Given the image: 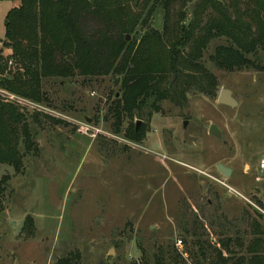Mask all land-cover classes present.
<instances>
[{
	"label": "rangeland",
	"instance_id": "1",
	"mask_svg": "<svg viewBox=\"0 0 264 264\" xmlns=\"http://www.w3.org/2000/svg\"><path fill=\"white\" fill-rule=\"evenodd\" d=\"M19 3L0 0V39L7 10ZM162 16L156 8L147 22L161 31ZM142 31L138 24L126 36ZM222 42L208 43L202 65L215 76L217 95L230 89L245 115L217 103V95L189 93L184 107L161 101V112L143 117L131 136L136 118H124L118 132L112 127L108 107L119 88L110 75L44 79L40 102L0 90L3 101L40 114L29 119L31 149L18 147L19 172L0 165V264H56L77 252L73 264H210L183 231L194 223L216 264L217 250L224 264H247L254 238V251L264 256V46L253 51L255 59L247 55L254 66L226 71L209 60ZM0 55L7 70L1 43ZM220 163L229 176L218 171Z\"/></svg>",
	"mask_w": 264,
	"mask_h": 264
},
{
	"label": "trees",
	"instance_id": "2",
	"mask_svg": "<svg viewBox=\"0 0 264 264\" xmlns=\"http://www.w3.org/2000/svg\"><path fill=\"white\" fill-rule=\"evenodd\" d=\"M189 2L20 0L5 16L0 43L12 66L6 70L0 63V90L40 102L45 100L44 79L110 75L119 88L108 107L116 132L124 118L149 120L152 112H161L163 100L184 107L189 93L214 99L219 85L202 65L204 49L211 40L224 38L209 56L216 68L233 71L254 66L253 51L264 46V0H196L186 13L182 7ZM156 8L163 10L161 31L147 22ZM138 24L144 31L136 38H126ZM249 53L254 59L247 57ZM38 116L0 97V165L19 172L22 155L18 147L23 144L25 151L31 149L29 119L37 121ZM130 133L137 136L139 130ZM32 149L37 151V147ZM5 181L0 179V198ZM200 226L194 223L183 231L192 237L202 262L216 264L202 247ZM256 241L247 249L251 253L247 264H264V256L254 251ZM78 256V252L68 253L56 264H73ZM217 257L220 264L227 263L218 250Z\"/></svg>",
	"mask_w": 264,
	"mask_h": 264
},
{
	"label": "water",
	"instance_id": "3",
	"mask_svg": "<svg viewBox=\"0 0 264 264\" xmlns=\"http://www.w3.org/2000/svg\"><path fill=\"white\" fill-rule=\"evenodd\" d=\"M195 1L196 0H190V2L186 5V8H185L186 12L189 11V8L191 7V5ZM126 38H128V37L126 36ZM216 101L218 103L226 105V106H228L230 108L236 107L237 112H239V113H241L243 115L246 114L245 104L242 103V102L239 103L238 101H236V99L232 97L231 90L228 89V88H221L219 90L217 98H216ZM138 122H137V125H138ZM208 132L210 134H214L217 137H219L217 128L214 125H210V127L208 129ZM216 166H217L218 171L221 172L224 176H229L230 175V173H231V169L230 168H228L226 166H223L221 163L217 164Z\"/></svg>",
	"mask_w": 264,
	"mask_h": 264
},
{
	"label": "built area",
	"instance_id": "4",
	"mask_svg": "<svg viewBox=\"0 0 264 264\" xmlns=\"http://www.w3.org/2000/svg\"><path fill=\"white\" fill-rule=\"evenodd\" d=\"M8 59H9V60H8V64H9V65L12 64V59H10V58H8ZM258 165H259V167H260V172H264V161H261ZM256 179H258V178H256ZM181 242H182V240H181L180 238H178V239H176V241H175V245H176V246H180Z\"/></svg>",
	"mask_w": 264,
	"mask_h": 264
},
{
	"label": "flooded vegetation",
	"instance_id": "5",
	"mask_svg": "<svg viewBox=\"0 0 264 264\" xmlns=\"http://www.w3.org/2000/svg\"><path fill=\"white\" fill-rule=\"evenodd\" d=\"M218 103V102H217ZM155 113H157V112H155ZM139 121V122H138ZM137 122H138V125H137ZM142 122H143V120H141V119H138V120H136V122H135V126H134V128H133V131L134 132H137L138 131V129H139V127L142 125ZM182 126L184 127L185 126V122H183V124H182ZM215 126V125H214ZM209 127H210V125L208 126V129H209ZM216 127V126H215ZM208 129H207V132H208ZM218 131V130H217ZM209 133V132H208ZM218 134H219V132H218ZM214 137H217L216 135H214V134H212ZM219 136H220V134H219ZM217 138H219V137H217Z\"/></svg>",
	"mask_w": 264,
	"mask_h": 264
},
{
	"label": "crops",
	"instance_id": "6",
	"mask_svg": "<svg viewBox=\"0 0 264 264\" xmlns=\"http://www.w3.org/2000/svg\"><path fill=\"white\" fill-rule=\"evenodd\" d=\"M18 6V5H17ZM17 6H14V7H17ZM3 37V35L1 36V38Z\"/></svg>",
	"mask_w": 264,
	"mask_h": 264
}]
</instances>
